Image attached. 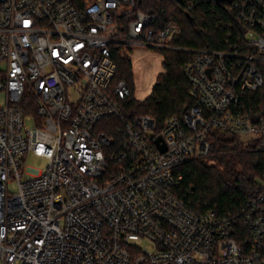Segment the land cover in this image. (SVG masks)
<instances>
[{
    "label": "built area",
    "instance_id": "1",
    "mask_svg": "<svg viewBox=\"0 0 264 264\" xmlns=\"http://www.w3.org/2000/svg\"><path fill=\"white\" fill-rule=\"evenodd\" d=\"M231 2L237 26L213 50L171 46L178 22L153 28L136 0H0V264H264V173L220 214L178 171L212 155L213 129L264 152V116L243 103L263 85L264 0ZM129 45L191 53L180 116L123 115Z\"/></svg>",
    "mask_w": 264,
    "mask_h": 264
},
{
    "label": "trees",
    "instance_id": "2",
    "mask_svg": "<svg viewBox=\"0 0 264 264\" xmlns=\"http://www.w3.org/2000/svg\"><path fill=\"white\" fill-rule=\"evenodd\" d=\"M231 3V0H136L135 6L154 15L153 28L164 27L171 18L178 22L180 32L172 38L171 46L223 50L228 44L225 34L232 29L231 25L237 26ZM127 20L128 17L121 19ZM234 34L228 39L231 44L237 35ZM158 51L163 70L143 100L134 97L131 61L126 56L116 57L114 81L123 79L131 88L130 96L119 101L126 118L151 115L161 125L170 116H180L193 103L190 83L184 75L191 53L177 49ZM259 68L263 85L243 94V103L252 121L264 116V63ZM209 137L212 151L209 158L191 160L178 167L183 176L181 188L191 191V203L199 210L216 208L220 214L237 213L247 198L260 191L264 152L216 129L210 131ZM241 228L244 231V226Z\"/></svg>",
    "mask_w": 264,
    "mask_h": 264
},
{
    "label": "rangeland",
    "instance_id": "3",
    "mask_svg": "<svg viewBox=\"0 0 264 264\" xmlns=\"http://www.w3.org/2000/svg\"><path fill=\"white\" fill-rule=\"evenodd\" d=\"M158 50L138 45L124 47V56L129 58L132 64L131 70L135 84L134 97L139 100H143L150 94L156 76L163 70L162 58ZM4 100V94L0 93V103H4ZM23 163L24 167L40 170L46 163V159L28 154L24 156Z\"/></svg>",
    "mask_w": 264,
    "mask_h": 264
},
{
    "label": "water",
    "instance_id": "4",
    "mask_svg": "<svg viewBox=\"0 0 264 264\" xmlns=\"http://www.w3.org/2000/svg\"><path fill=\"white\" fill-rule=\"evenodd\" d=\"M215 1H219V2H221V1H223V0H215ZM163 149V148H162Z\"/></svg>",
    "mask_w": 264,
    "mask_h": 264
}]
</instances>
